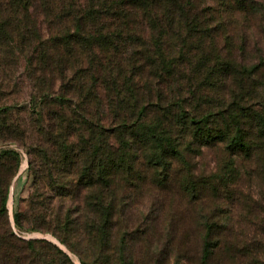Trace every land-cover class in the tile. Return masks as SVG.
Instances as JSON below:
<instances>
[{
  "label": "trees",
  "instance_id": "obj_1",
  "mask_svg": "<svg viewBox=\"0 0 264 264\" xmlns=\"http://www.w3.org/2000/svg\"><path fill=\"white\" fill-rule=\"evenodd\" d=\"M262 10L258 0H0V72L21 60L33 88L31 110L0 104V143L26 151L35 188V212L27 225L16 213L15 227L51 234L81 264L158 262L198 235L204 264L222 207L245 202L237 193L251 179L264 189V49L246 31L257 15L264 35ZM17 167L16 152L0 151V264H72L12 230Z\"/></svg>",
  "mask_w": 264,
  "mask_h": 264
},
{
  "label": "rangeland",
  "instance_id": "obj_2",
  "mask_svg": "<svg viewBox=\"0 0 264 264\" xmlns=\"http://www.w3.org/2000/svg\"><path fill=\"white\" fill-rule=\"evenodd\" d=\"M258 1L263 2L264 7V0ZM246 19L252 25L246 29L247 33L254 34L261 42V48L264 49L263 27L259 17L250 15ZM251 48V46L248 47V51ZM17 60H9V63L12 62L9 65L10 69L5 73L0 72V104L16 105L31 110L30 100L33 88L24 73L21 60ZM26 118L27 116L22 117V121H26ZM2 150H12L17 153L18 158L17 171L10 182L6 200V210L12 230L25 240L45 239L61 249L72 264H81L79 257L51 234L35 230H19L15 227L16 213H19L24 224L27 225L26 217H32L35 212L31 201L35 188L28 168L29 158L26 151L15 142L0 143V151ZM195 159L200 161L201 158ZM211 160L210 154L204 151L201 165L205 170L211 167ZM260 188L256 187V180L251 179L250 185L245 183L237 193L240 199L246 198L245 202L236 205L227 204L222 207L221 227H218V231L207 239L211 250L204 264H264V189ZM145 198L150 200L148 196ZM143 202H147L146 199L142 201V205ZM146 211L147 209L144 212ZM176 244L180 245L181 252L164 254L157 259L158 262L142 263L144 258L142 256L137 264H199L203 256L201 253L203 241L198 235L191 234L188 237H181L177 239ZM187 245L189 246L188 251H184L183 248Z\"/></svg>",
  "mask_w": 264,
  "mask_h": 264
}]
</instances>
